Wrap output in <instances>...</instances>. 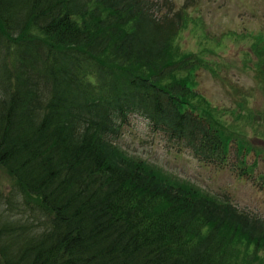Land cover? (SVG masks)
<instances>
[{
	"label": "trees",
	"instance_id": "1",
	"mask_svg": "<svg viewBox=\"0 0 264 264\" xmlns=\"http://www.w3.org/2000/svg\"><path fill=\"white\" fill-rule=\"evenodd\" d=\"M170 2L0 0V264H264V218L116 143L138 116L226 159L229 135L183 101L197 61L174 59L188 13Z\"/></svg>",
	"mask_w": 264,
	"mask_h": 264
},
{
	"label": "rangeland",
	"instance_id": "2",
	"mask_svg": "<svg viewBox=\"0 0 264 264\" xmlns=\"http://www.w3.org/2000/svg\"><path fill=\"white\" fill-rule=\"evenodd\" d=\"M168 1L188 13L171 42L174 59L197 61L194 69L176 75L190 90L183 101L229 135H222L228 142L226 159L218 168L190 149L178 151L138 116L116 143L178 182L264 218V86L258 91L264 63L256 66L264 51L255 50L264 49V39L255 36L264 38V0ZM240 138L246 148L239 147ZM10 187L11 178L0 167V192L7 194Z\"/></svg>",
	"mask_w": 264,
	"mask_h": 264
}]
</instances>
